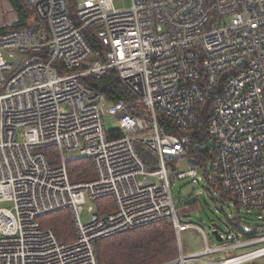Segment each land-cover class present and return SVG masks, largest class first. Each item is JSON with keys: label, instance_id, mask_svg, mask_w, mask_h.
Wrapping results in <instances>:
<instances>
[{"label": "built area", "instance_id": "obj_1", "mask_svg": "<svg viewBox=\"0 0 264 264\" xmlns=\"http://www.w3.org/2000/svg\"><path fill=\"white\" fill-rule=\"evenodd\" d=\"M73 1L75 18L68 0H35L39 23L0 35V201L12 204L0 208V264H100L99 240L166 219L180 234L196 229L204 244L190 253L179 240L175 264H214L204 257L264 245V0H130L128 9L115 8L122 0ZM97 27L105 60L84 34ZM109 69L132 95L112 108L82 82ZM217 87L206 137L193 139L195 108ZM159 116L182 134L166 132ZM137 144L156 157L155 171ZM190 145L213 148L210 166L235 197L234 217L258 212L261 226L241 235L226 225L224 245L210 247L201 227L178 219L167 164ZM45 149L57 150L58 163ZM80 158L94 177L73 183L66 164ZM175 177L200 185L192 164ZM101 199L112 210L89 206L81 222L86 203ZM63 209L70 243L37 221Z\"/></svg>", "mask_w": 264, "mask_h": 264}, {"label": "trees", "instance_id": "obj_2", "mask_svg": "<svg viewBox=\"0 0 264 264\" xmlns=\"http://www.w3.org/2000/svg\"><path fill=\"white\" fill-rule=\"evenodd\" d=\"M7 1L11 4L17 19L10 25L0 27V35L39 23L35 17L33 2L29 0ZM68 1L69 13L75 18L74 1ZM42 27L40 24V29ZM84 34L89 44L98 53L99 59L105 60L104 53L106 52V45L98 31L89 29ZM44 53H37L35 55H43ZM82 82L85 86L100 92L105 97L107 105L112 106L116 102L130 101L132 99L131 93L124 87L115 69H109L100 79L86 77L82 79ZM219 89L220 87L213 90H206L204 100L196 106L194 129L190 133L193 139L201 140L206 137L207 125L214 107V98ZM134 112L136 111L134 110ZM158 120L166 132L172 131L174 134H182V132L174 129L170 122L163 116H159ZM118 135L119 133L117 132L115 134L112 133V136ZM108 137H111V134ZM50 150L53 149H45L43 153L46 155L47 151ZM212 154L213 148L211 146L204 150L196 149L193 145H190L188 148L190 164L198 169L205 183L217 192L220 198L219 202L234 203L236 205L235 197L222 192L219 188L215 173L210 166ZM67 172L69 180L73 183L88 181L94 175L92 161L87 158L73 160L67 163ZM211 196L213 197L212 194ZM96 204L100 213L103 212V207H106L108 211L112 210V203L108 199L98 200ZM189 208H191L190 211H195L198 205L193 203ZM48 216L49 219L45 226L52 229L60 241L64 243L74 241L75 231L68 212L64 214L62 211H59L51 213ZM96 254L100 264L170 263L178 257V244L173 224L166 219L139 229L124 231L101 239L96 244ZM250 262L243 264H264V257Z\"/></svg>", "mask_w": 264, "mask_h": 264}, {"label": "rangeland", "instance_id": "obj_3", "mask_svg": "<svg viewBox=\"0 0 264 264\" xmlns=\"http://www.w3.org/2000/svg\"><path fill=\"white\" fill-rule=\"evenodd\" d=\"M30 2H34L35 0H29ZM131 4L130 0H122L121 2H115L114 6L116 9H128ZM10 18V14L1 7L0 4V26H7L8 20ZM1 26V27H2ZM27 59V58H26ZM25 63V62H24ZM23 65V63L21 64ZM117 122L115 119H105V126L107 130L115 128ZM46 156L54 161V163H58V152L56 149L47 151ZM190 158L185 157L181 160L170 161L167 164V169L169 173V178L172 180L171 184V192L174 199V203L176 207H178L181 211L179 218L181 222H187L195 226H199L202 228L204 233L208 238V244L210 247L222 246L224 245L223 242H218L213 235V229L211 227L212 224H217L219 227V232L222 233L226 229V225H230L234 229L236 233L241 235H245L248 232V225L252 226H261L263 224L262 220H259L257 215L258 212H251L243 215L239 212V220L232 215L233 205L231 203H220L219 196L217 192L209 187L203 179H200V185L197 186L194 184L190 178L186 179H178L175 177V171L177 172H186L188 166L190 164ZM199 191L202 192L201 196H198ZM213 197L211 196V194ZM193 203L198 205V208L195 211H190L191 206ZM97 204L94 202L88 201L86 205L83 207V211L80 214L81 222H86L90 220V215L87 211L89 206L96 208ZM188 207V208H187ZM0 208H12L11 203H1ZM67 210H62L64 214H67ZM69 213V212H68ZM70 219L71 214L69 213ZM235 218V220H234ZM49 216H42L38 218V223L42 228H47L45 226ZM75 231V230H74ZM75 239V238H74ZM181 240L184 249L188 250L190 253H197L204 248V244L202 242L200 234L194 228L185 229L181 232ZM256 247V246H254ZM240 249V250H233L229 248L226 251H221L215 255L206 256L204 257L205 260L211 262L222 261L227 258H231L233 256H239L244 253L250 252L252 248ZM179 254V252H178ZM264 256L258 257L261 259ZM257 259V258H255ZM255 259L246 261L244 263H249ZM251 263V262H250ZM243 264V263H239Z\"/></svg>", "mask_w": 264, "mask_h": 264}, {"label": "bare ground", "instance_id": "obj_4", "mask_svg": "<svg viewBox=\"0 0 264 264\" xmlns=\"http://www.w3.org/2000/svg\"><path fill=\"white\" fill-rule=\"evenodd\" d=\"M43 29V28H42ZM18 30V29H17ZM11 32V31H10ZM6 34V33H5ZM3 35V34H2ZM114 105V104H113ZM108 108H112L113 106L111 105H107ZM120 136V134L118 135ZM113 138V137H111ZM188 157V156H187ZM144 159V158H143ZM145 160V159H144ZM146 161V160H145ZM211 163V161H210ZM66 169H67V164H66ZM68 173V172H67ZM174 173H181V172H177L175 171ZM200 174V173H199ZM201 176V175H200ZM94 177V175H93ZM202 179V178H201ZM224 192V191H222ZM1 202V201H0ZM97 202V201H96ZM95 202V203H96ZM1 203H6V202H1ZM97 206V205H96ZM98 208V207H97ZM63 210H67L68 209H63ZM62 211V210H60ZM59 212V211H57ZM70 213V211H68ZM71 214V213H70ZM178 217V216H177ZM178 219L180 220V218L178 217ZM171 222V221H170ZM172 223V222H171ZM192 228V227H190ZM175 230V235H176V240H177V244H178V241L180 240L181 244H182V240H181V234L179 232L176 231V229L174 228ZM100 241V240H99ZM233 245V244H232ZM183 246V245H182ZM256 246V247H254ZM184 247V246H183ZM250 247H254L252 249H250L251 251L250 252H247V253H244L242 255H239V256H233L231 258H227L225 260H222V261H217L215 262L214 264H239V263H244L246 261H249V260H252V259H255V258H258V257H261V256H264V245H261V244H257V245H250L248 246L247 248H250ZM236 249H244V248H236ZM179 255V254H178ZM208 256H211V255H208ZM206 257V256H205ZM178 259V257H177ZM176 259V260H177ZM176 260L170 262V263H167V264H175ZM205 260V259H204Z\"/></svg>", "mask_w": 264, "mask_h": 264}, {"label": "water", "instance_id": "obj_5", "mask_svg": "<svg viewBox=\"0 0 264 264\" xmlns=\"http://www.w3.org/2000/svg\"><path fill=\"white\" fill-rule=\"evenodd\" d=\"M34 29L37 30L38 27L37 26H34ZM96 30H98L99 32V35L102 37L104 35V32L102 29L100 28H96ZM22 57L18 59V61L16 62V65L14 66V70L17 69L18 65L20 64V61H21ZM97 56H93V57H90L87 62H85V66H89L90 63L92 62H95L97 60ZM137 150L138 152L141 154V156L146 160V162L148 163L149 165V169L152 170V171H155L156 170V163H157V159L154 155H152L149 151L145 150L140 144H137ZM212 229H213V235L214 237L216 238V240L218 242H223L221 236L219 235V227L217 224H212L211 225Z\"/></svg>", "mask_w": 264, "mask_h": 264}, {"label": "crops", "instance_id": "obj_6", "mask_svg": "<svg viewBox=\"0 0 264 264\" xmlns=\"http://www.w3.org/2000/svg\"><path fill=\"white\" fill-rule=\"evenodd\" d=\"M0 4H1V7H3L4 10L10 14V18L8 20L7 25H10L13 22H15L17 18H16L15 12L13 11L11 4L7 0H0Z\"/></svg>", "mask_w": 264, "mask_h": 264}]
</instances>
